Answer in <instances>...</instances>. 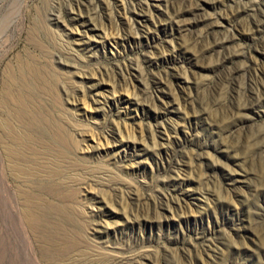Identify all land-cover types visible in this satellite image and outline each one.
<instances>
[{
    "label": "rangeland",
    "instance_id": "374dc122",
    "mask_svg": "<svg viewBox=\"0 0 264 264\" xmlns=\"http://www.w3.org/2000/svg\"><path fill=\"white\" fill-rule=\"evenodd\" d=\"M2 120L0 264H264V0H0Z\"/></svg>",
    "mask_w": 264,
    "mask_h": 264
},
{
    "label": "bare ground",
    "instance_id": "6f19581e",
    "mask_svg": "<svg viewBox=\"0 0 264 264\" xmlns=\"http://www.w3.org/2000/svg\"><path fill=\"white\" fill-rule=\"evenodd\" d=\"M27 102V101H26ZM19 103L20 104H22L23 105V108H25V104H24V101H19ZM13 114V113H12ZM16 114V113H15ZM14 114V115H15ZM12 117V116H11ZM17 117V116H16ZM18 117H21V113L18 115ZM0 127H1V129L4 131V137L6 136V137H9L11 140H12V138H14L15 139V142H16V140L17 141H19V143L20 144H22V145H24V137H23V135H22V133H21V135L19 134V133H17V132H15V130L13 129V127H12V125H11V123H10V121L9 120H2V121H0ZM20 129V128H19ZM15 134V135H14ZM12 137V138H11ZM26 137V136H25ZM6 139V138H5ZM27 139V138H26ZM10 140V141H11ZM8 142H9V140H7ZM26 141V140H25ZM12 142V141H11ZM28 142V141H27ZM5 143V142H4ZM18 143V142H17ZM9 144V143H8ZM12 143H10L9 145H11ZM20 144L18 145V147L20 146ZM7 145V144H6ZM6 145H3V146H5L6 147ZM12 145H14V144H12ZM8 146V145H7ZM12 147V146H11ZM11 147H8L9 149H11L12 150V148ZM14 147H15V145H14ZM17 150V149H16ZM5 151V150H4ZM8 151V150H7ZM13 151H14V149H13ZM8 152H10V151H8ZM12 152V151H11ZM9 154V153H8ZM19 154V153H18ZM11 155H13L14 156V154L12 153ZM10 154H9V156H11ZM11 158H13V157H11ZM15 160H16V158H15ZM10 161H12L13 162V160H11L10 159ZM15 162V161H14ZM23 163V162H22ZM11 164V163H10ZM13 164V163H12ZM15 164V163H14ZM28 164V163H27ZM15 165H17L18 166V163L17 164H15ZM20 166H22L21 168H20V171H23V172H25V171H27L26 170V168L25 167H23V164L22 165H20ZM14 168H15V166H14ZM11 169H12V167H11ZM16 169H18L17 167H16ZM28 170H30L29 169V167H28ZM14 171V170H13ZM32 171V170H31ZM35 171V170H34ZM22 175V174H21ZM28 177V176H27ZM23 178V177H22ZM33 178V177H32ZM40 214V213H39ZM30 217V216H29ZM31 217H32V215H31ZM29 219H31V218H29ZM34 220V219H33ZM28 223V222H27ZM33 223V222H32ZM34 225V224H33Z\"/></svg>",
    "mask_w": 264,
    "mask_h": 264
}]
</instances>
